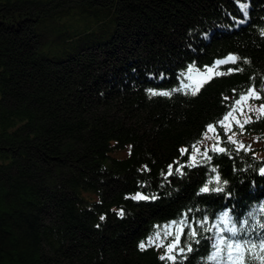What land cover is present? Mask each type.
Wrapping results in <instances>:
<instances>
[{
  "label": "trees",
  "instance_id": "trees-1",
  "mask_svg": "<svg viewBox=\"0 0 264 264\" xmlns=\"http://www.w3.org/2000/svg\"><path fill=\"white\" fill-rule=\"evenodd\" d=\"M249 88L264 0H0V264H264V115L219 125Z\"/></svg>",
  "mask_w": 264,
  "mask_h": 264
},
{
  "label": "rangeland",
  "instance_id": "rangeland-1",
  "mask_svg": "<svg viewBox=\"0 0 264 264\" xmlns=\"http://www.w3.org/2000/svg\"><path fill=\"white\" fill-rule=\"evenodd\" d=\"M217 67L218 66H216L215 64V67L207 68L204 71H200V70L191 71L188 74L189 85H191L193 88L198 87L210 75L215 73ZM254 99L255 98L250 99L249 101H247V103L241 102V104L236 105V107L234 108L235 110L232 111L233 116L230 117L228 120H223L222 121L223 125L221 124V122L219 124L225 132L229 133L228 135L229 137H231V140L235 141L238 146H243L245 148H260L263 146L262 141H259L255 138L246 137L245 135L242 134L240 130L233 131L234 126L239 128L240 125L243 124L246 119L250 120L253 115L260 114L259 112L255 111V109L258 106L254 103L253 101ZM249 106H251L253 110L250 111ZM226 127L230 130L226 131L225 130ZM214 131L215 130L209 131L208 129V131L206 132V135L204 136V143L206 147L217 148V146L215 147L213 145V140L215 137L213 135Z\"/></svg>",
  "mask_w": 264,
  "mask_h": 264
},
{
  "label": "snow or ice",
  "instance_id": "snow-or-ice-1",
  "mask_svg": "<svg viewBox=\"0 0 264 264\" xmlns=\"http://www.w3.org/2000/svg\"><path fill=\"white\" fill-rule=\"evenodd\" d=\"M240 7H241V10H242V11H245L246 8H247V5H241ZM245 15H247L246 11H245ZM237 59H238L237 57L229 56V57H227L225 60L216 61V66H219V65H222V64H226V63H229V62H231V63H235ZM245 62H247V61H245ZM214 67H215V66H214ZM235 70H239V69H235ZM189 71H191V67H190ZM231 71H234V69H229V70H228V72H231ZM216 74H217V75H223V74H228V73H216ZM205 82H206V81H205ZM201 86H202V85H201ZM173 91H176V90L174 89ZM198 91H199V86L196 87V88L192 91L191 94H192V95H196ZM261 91H264V89H262ZM152 94H153V95H169V93H155V92L152 93ZM253 98H255V99H264V96L259 95V94L257 93V90H256L255 88H249L246 94L241 95V96L239 97V99L235 101V104L239 105V104H241V102L247 103V101H249L250 99H253ZM234 110H235V109H234ZM249 110H250V111L253 110L251 106H249ZM255 111L259 112L261 115H264V104H260V105L255 109ZM232 116H233V112H229V113L225 116L224 120H228V119H229L230 117H232ZM250 122H251V121H250L249 119H246V120L244 121L245 124H246V123H250ZM221 124L223 125V122H221ZM240 127H243V124H241ZM208 128H209V131H213V130H214L213 127H212L211 125H209ZM225 130L228 131V130H230V129H228V128L226 127ZM229 140H231V137H229ZM185 151H186L185 149H181V154L183 155ZM219 151L223 152V151H225V150H224V149H219ZM170 168H171V166H170ZM176 171L179 172L180 169H176ZM169 174H171V173H169ZM261 174H264V169H261ZM201 191H202V192H206V191H208V189H207V187H204V188L201 189ZM132 198H133V199H145L146 197H143V196H141L140 194H137L135 197H132ZM121 215H122V213H121ZM101 219H103V217H101ZM192 235H195V233L193 232ZM220 243L224 244L225 247L227 248V250H228V251H227V256H228V260H229V261L231 260V257H232V250H233V249H240V248L242 247V244H241L240 242H237V241H234V240H232V241H230V240H221ZM253 246H254V245H253ZM139 247L141 248V250H144V249H145V244H144V243H141V244L139 245ZM261 247L264 248V244H262ZM173 248H174V245H173V244L168 245V249H169V250H172ZM217 248H218V250H219V245H217ZM187 250H188V251H191L192 249L189 247ZM183 251H184V249H181V253H183ZM167 258H168V259H173V257H171V256H169V257H167ZM161 259L163 260V259H165V257H164V256H161Z\"/></svg>",
  "mask_w": 264,
  "mask_h": 264
}]
</instances>
